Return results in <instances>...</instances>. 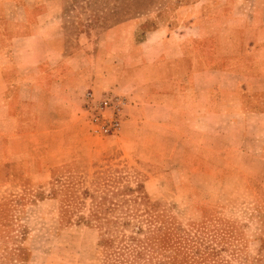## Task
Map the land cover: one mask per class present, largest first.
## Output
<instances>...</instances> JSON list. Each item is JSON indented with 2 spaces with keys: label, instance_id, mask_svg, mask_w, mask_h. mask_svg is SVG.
<instances>
[{
  "label": "rangeland",
  "instance_id": "374dc122",
  "mask_svg": "<svg viewBox=\"0 0 264 264\" xmlns=\"http://www.w3.org/2000/svg\"><path fill=\"white\" fill-rule=\"evenodd\" d=\"M38 3L57 15L46 24L58 25L71 54L82 50L78 62L86 67L89 82L98 84L103 78L100 84L105 80L109 86L112 57L120 59V65L127 63L131 46L145 32L165 27L172 33L196 35L198 26L223 29L231 21L228 28L239 30L238 36L251 43L256 25L264 31V0ZM130 27L135 30L129 39L124 31ZM88 91L95 98L113 92L111 87L97 90L94 84L83 96ZM126 107L117 134L100 136L91 131L82 102L73 119L76 148L58 150L65 159L54 166L45 163V155L49 150L54 158L65 143L62 133L23 134L13 141L0 159V264H107L99 227L79 217L87 218L90 195L99 198L137 184L149 196L162 245L170 248L177 264H264V163H244L251 159L223 148L209 150L216 165L196 158L183 164L179 158H166L170 149L161 147L167 143L157 134L125 124ZM142 207L124 204L110 218L138 224L130 215ZM141 226L145 232L135 236L148 233L147 225ZM133 228L123 230L125 237L134 236Z\"/></svg>",
  "mask_w": 264,
  "mask_h": 264
},
{
  "label": "crops",
  "instance_id": "0c3cea01",
  "mask_svg": "<svg viewBox=\"0 0 264 264\" xmlns=\"http://www.w3.org/2000/svg\"><path fill=\"white\" fill-rule=\"evenodd\" d=\"M38 1L0 0V159L23 134L43 132L62 133L65 142L55 159L47 151L45 163L65 159L59 151L75 150L73 119L94 84L126 96L125 124L158 135L170 149L166 158L216 165L209 150L223 148L251 159L244 163H264V31L257 25L251 43L228 28L231 21L223 29L198 26L196 35L145 32L127 63L112 57L110 86L103 78L98 85L78 62L82 50L71 54L58 25L46 24L57 15ZM132 30L124 31L129 39Z\"/></svg>",
  "mask_w": 264,
  "mask_h": 264
},
{
  "label": "trees",
  "instance_id": "16d2710c",
  "mask_svg": "<svg viewBox=\"0 0 264 264\" xmlns=\"http://www.w3.org/2000/svg\"><path fill=\"white\" fill-rule=\"evenodd\" d=\"M103 193V192H102ZM109 193V194H107ZM101 194L99 198L90 195L91 207L87 218L79 217V220L95 222L99 227V245L102 247L107 264H177L175 259L170 256V248L164 247L159 236L161 226H157L158 216L152 215L153 206L149 202V196L143 192L141 184L136 188L123 186L121 189L111 190ZM136 193L132 200H126L125 196ZM88 196V192H83ZM108 195V196H107ZM111 197L121 198L122 200H112ZM133 202L134 205L143 206L142 210L135 209L130 216L137 219L138 224H134L129 219L124 218L122 222L119 217L110 218L117 208L124 204ZM141 211L140 213H138ZM147 225V234L142 237L135 236L142 234L145 230L141 224ZM133 226L134 236L125 237L124 229ZM118 235L121 238L118 239ZM117 242L115 243V241ZM161 243V244H160ZM196 262H191L194 264Z\"/></svg>",
  "mask_w": 264,
  "mask_h": 264
},
{
  "label": "built area",
  "instance_id": "2783aa9c",
  "mask_svg": "<svg viewBox=\"0 0 264 264\" xmlns=\"http://www.w3.org/2000/svg\"><path fill=\"white\" fill-rule=\"evenodd\" d=\"M126 104L124 97L113 92H105L100 98H95L92 92H86L83 96V112L91 131L100 136L117 134Z\"/></svg>",
  "mask_w": 264,
  "mask_h": 264
}]
</instances>
